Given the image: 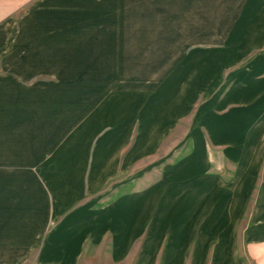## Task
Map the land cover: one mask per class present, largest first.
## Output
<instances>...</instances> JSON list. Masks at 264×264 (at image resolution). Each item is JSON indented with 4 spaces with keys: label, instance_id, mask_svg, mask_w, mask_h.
<instances>
[{
    "label": "crops",
    "instance_id": "0c3cea01",
    "mask_svg": "<svg viewBox=\"0 0 264 264\" xmlns=\"http://www.w3.org/2000/svg\"><path fill=\"white\" fill-rule=\"evenodd\" d=\"M57 1L0 0V97L22 98L23 103L10 112L12 144L17 137L28 141L31 131L42 136L44 145L60 143L67 124H79L72 115L65 119L56 101L40 100L72 97V90L41 89L44 80L20 85L10 74V42L27 49L22 41L29 44L33 36L46 40L52 50L57 47L50 40L58 38L50 32L61 24ZM69 1L78 0H61V7ZM82 23L70 24L68 31L88 25ZM62 43V55L70 51L73 56L77 48ZM244 74L232 86L243 94L248 91ZM255 82L261 88L249 101L219 103L224 109L235 106L229 112L214 110L213 104L202 108L213 115L214 126H205V132L194 126L185 153L167 155L165 164L146 175L149 181L139 176L132 185H106L132 139L136 116L122 124L108 112V118H95L92 111L89 129L107 125L115 137L109 132L80 141L69 135L71 141L56 146V152L10 154V187L0 186V264H264V75ZM196 90L194 95L201 97L203 91ZM186 93V105L166 109L165 119L139 122L141 133L126 164L143 150L155 149L154 136L160 129L176 128L178 119L190 129L189 87ZM229 121V131L223 132ZM97 139L103 152L100 146L94 149ZM161 158L156 157L157 163ZM31 161L41 164L32 168Z\"/></svg>",
    "mask_w": 264,
    "mask_h": 264
},
{
    "label": "rangeland",
    "instance_id": "374dc122",
    "mask_svg": "<svg viewBox=\"0 0 264 264\" xmlns=\"http://www.w3.org/2000/svg\"><path fill=\"white\" fill-rule=\"evenodd\" d=\"M60 2L57 1V10L61 18L56 19H61V24L58 30L50 32L51 36H58L50 39L57 45L55 50L46 40L33 36L29 44L22 41L27 49L16 48L10 42V74L20 85L24 80L27 85L44 80L41 89L46 85L62 92L72 90V97L64 94L61 98L40 100L56 101L65 110V119L72 115L79 124L71 128L68 123V129L62 130L65 132L60 143L49 141L50 145H44L42 136L31 131L30 143L17 137L12 144L10 112L23 106L22 98L0 97L1 187H10L12 153L56 152V146H64L66 139L69 143L71 136L85 141L86 137L102 138L111 132V137H115L107 125L100 130L89 129L92 111L95 118H108L105 115L108 112L110 118L120 123L136 116L132 139L122 150L117 172L106 185L119 181L132 185L139 176L148 179L146 175L165 164L167 155L185 153L184 145H188L194 126L204 132L205 126H214L210 120L213 115H206L202 108L213 104V109L219 110L220 102L242 98L249 101L261 88L255 81L264 75V0H78L74 4L69 1L64 9ZM48 7L51 8L50 4ZM81 22L88 25L68 31L70 24ZM10 36L17 39L14 34ZM18 37L20 40L19 34ZM62 42L77 48L73 56L70 51L62 55L65 46ZM38 65L43 70L59 71L62 76L56 78L53 75L56 72L40 71ZM244 72L243 87L245 84L248 91L243 94L232 86ZM40 73H45V78H40ZM187 87L191 90L190 129L178 119L176 128L160 129L154 136L158 137L155 149L143 150L134 162L126 164L125 159L141 133L139 122L165 119L166 109H179L182 102L186 105ZM197 87L203 91L201 97L193 93ZM234 108H223L222 113ZM230 126L229 121L223 132L229 131ZM218 132L213 138L218 137ZM93 141H96L94 149L100 146L103 152L99 139ZM158 155L162 157L159 163ZM29 164L35 168L41 163Z\"/></svg>",
    "mask_w": 264,
    "mask_h": 264
}]
</instances>
